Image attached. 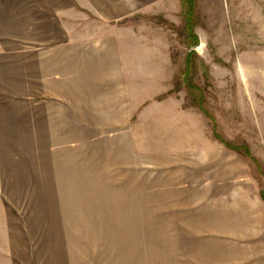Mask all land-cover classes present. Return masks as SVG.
<instances>
[{"label": "rangeland", "instance_id": "rangeland-1", "mask_svg": "<svg viewBox=\"0 0 264 264\" xmlns=\"http://www.w3.org/2000/svg\"><path fill=\"white\" fill-rule=\"evenodd\" d=\"M77 1L86 13L68 0H0V264H43L46 247L39 239L47 231L32 219L30 192L51 184L35 182L36 176L119 175L125 181L130 176L131 190L193 198L182 202L193 201L196 215L232 209L242 192L264 193V0H195L198 43L193 47H188L179 0ZM130 16L136 17L128 25L107 24ZM63 29L72 31L69 41L89 50L113 43L119 63L128 69L118 81L127 115L166 89L176 96L152 100L132 122L120 118L127 127L113 132L88 127L92 134L79 135L67 113L47 109L57 105L52 102L38 105L39 115L49 119L32 118L37 106L32 70L23 69L30 67L32 53L44 59L52 50L51 40L47 49L41 34ZM191 50L185 73V54ZM38 79L33 93L46 96V79ZM182 97L193 109L179 111ZM48 126L54 133L46 134ZM175 218L156 225L166 230L130 232L134 264H194V254L222 253L221 246H199L222 236L198 232L194 239V219L183 214L179 224ZM241 225L235 224L236 238L226 239L234 246L230 249L260 250L264 226ZM95 233L87 231L82 240L87 244ZM32 237L37 247H31ZM76 249L82 254L72 263L122 264L89 246Z\"/></svg>", "mask_w": 264, "mask_h": 264}, {"label": "crops", "instance_id": "crops-1", "mask_svg": "<svg viewBox=\"0 0 264 264\" xmlns=\"http://www.w3.org/2000/svg\"><path fill=\"white\" fill-rule=\"evenodd\" d=\"M68 1L76 9L86 13V8L77 0ZM135 17H123L119 20L108 21L107 24L122 25L125 23L128 25ZM96 19L101 18L96 17ZM71 33L72 31L64 29L60 34L50 31L43 32L40 37L45 42L51 40L52 50L48 47L51 44L47 42L45 45L48 44L46 47L49 49L44 52L47 56L39 59L35 53H32L30 67L23 69L32 70L30 79L32 81V103L37 105L32 107V112H34L32 118L49 119L48 116L39 115L38 105L39 102H52L58 106H48L47 109L67 113L68 120L70 118L76 121L73 129L79 135L92 134L86 131L88 127H98L113 132L117 128H126L128 121L132 122L152 100L161 101L176 96L169 94L166 89L159 96L145 100L130 115H127L129 106L126 104L125 90L123 91L118 81L125 80L128 69L119 63L117 50L110 45L112 42L109 41L106 48L94 46L89 50L77 44L80 42L69 41ZM58 39L62 41L56 43ZM120 77H122L121 80ZM38 78L46 79L48 87L46 96L40 97L33 93L39 83H36ZM178 109L183 112L193 108H188L182 97ZM120 118L128 119V121L120 123ZM52 133L54 132L49 130L48 126L46 134ZM240 158L246 164L241 156ZM123 177L65 174L41 175L34 178L35 182L51 184L43 186L46 189L30 192L32 219L36 221L41 231H47L39 239L40 246L46 247L45 257H42L39 262L80 264L79 260H74L75 262L72 263L71 259L81 256L82 252L78 249L72 250V247L89 246L96 254L106 255V257L115 256L119 263L122 261V264H134V250L130 248L135 245L132 243L134 238H132L131 231L136 229L166 230L167 226L164 228L156 225L170 223L167 216H174V218L179 216L178 221L175 218L174 222L182 224L183 218L181 217L185 214L190 216L189 220L194 219V239L199 235L198 232H215L223 237V240H211L209 245L200 242L199 246L202 247L221 246L223 247L222 253L194 254V264H264V239H262L260 250L257 249L253 253H247L236 247L231 250L230 248L234 246H228L230 243L226 241L231 237H237L233 233V230L239 229L235 226L237 222L241 227L242 222L264 226V197L261 196L259 189L256 192H242V198L237 201L235 199V207L232 209L224 206L223 209L196 215L193 201L182 202V199L193 198L183 196L178 192L131 190L129 183L134 181L130 176H127L126 181ZM119 179L127 184L116 185ZM2 230L5 231L6 228ZM87 231L97 233L88 238L90 241L86 244L82 238L86 239L84 234ZM262 235H264V228H262ZM34 240L35 238L32 237L31 247L39 245V243L36 245V240ZM128 247L129 250H127ZM126 254L127 258H125ZM31 255L35 257L33 249H31ZM103 263L110 264L102 260L97 264Z\"/></svg>", "mask_w": 264, "mask_h": 264}, {"label": "trees", "instance_id": "trees-1", "mask_svg": "<svg viewBox=\"0 0 264 264\" xmlns=\"http://www.w3.org/2000/svg\"><path fill=\"white\" fill-rule=\"evenodd\" d=\"M180 2V7H181V15L183 18V27H184V33L186 35L187 39H190V43L188 44V47H193L196 46L198 43V39L196 35H194V23H195V17H194V11H195V0H179ZM194 50L188 51L185 54L184 58V71L187 73V70L189 69V56L192 54ZM222 143V141H221ZM224 146L227 148L237 151L236 148L230 147L226 145L225 143ZM261 196L264 197V193L261 192Z\"/></svg>", "mask_w": 264, "mask_h": 264}]
</instances>
